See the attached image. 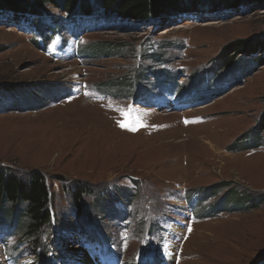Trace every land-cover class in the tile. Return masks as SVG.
Here are the masks:
<instances>
[{"label": "rangeland", "instance_id": "obj_1", "mask_svg": "<svg viewBox=\"0 0 264 264\" xmlns=\"http://www.w3.org/2000/svg\"><path fill=\"white\" fill-rule=\"evenodd\" d=\"M210 1L150 22L84 18L75 29L47 4L60 32H47L46 51L32 26L0 17V170L45 176L56 223L41 234L49 264H118L90 250L89 229L123 264H264V56L226 50L264 43V0L214 13ZM92 42L125 49L77 54ZM218 57L241 62L198 82ZM167 67L177 82L152 74ZM4 216L3 205L0 264L22 237L18 218ZM14 245L13 264L44 261L26 239Z\"/></svg>", "mask_w": 264, "mask_h": 264}, {"label": "trees", "instance_id": "obj_2", "mask_svg": "<svg viewBox=\"0 0 264 264\" xmlns=\"http://www.w3.org/2000/svg\"><path fill=\"white\" fill-rule=\"evenodd\" d=\"M181 1V0H180ZM178 0H0V17L9 16L12 19L24 22L32 26L36 32L37 38L31 39L33 44L43 50H47V45L51 40L52 35H48L47 32L58 34L60 27L58 19L55 17H49V12L45 8L47 4H51L54 8L60 9L64 12L67 22L70 25H77L83 18L94 17L96 21L109 22H150V20L158 19L162 16H174L177 14H191L193 11L197 12L202 10L200 3L195 0H183L188 3V8L178 7L181 2ZM211 5H208L204 10L212 11L214 13L217 8H225L226 10H235L236 5L241 0H212ZM209 8V9H208ZM50 21V24L47 22ZM79 47V46H78ZM125 44H99L88 43L83 45L82 50L77 48V54L90 55H112L119 54L121 50L125 49ZM156 47H153L150 51L151 54L156 55ZM229 50L231 58L233 55H241V60L244 57H251L258 53H263L264 56V43L260 41L237 40L230 44L226 49ZM140 52V51H138ZM139 53L136 57L141 58ZM150 56V55H149ZM262 55H260L261 57ZM154 57V56H152ZM259 57V58H260ZM154 59V58H153ZM239 58L236 60H221L217 58V66H207L201 69L193 77L201 82L207 76L217 73L219 76L227 74L233 66L239 64L241 61ZM237 60L239 62H237ZM261 59H259L260 61ZM220 61V64H219ZM236 61V62H235ZM224 71H219L221 65L227 64ZM159 71H161L159 73ZM155 77L160 78L161 81L167 75L168 84L177 82L175 79V70L166 68L164 70H156L152 72ZM188 76V75H187ZM191 77V75H189ZM189 77H187L189 79ZM86 89L91 90L90 85ZM102 94V93H101ZM264 128V122L262 123ZM79 189H74L72 192V200L76 206V210L80 208V195L77 194ZM87 190V189H86ZM81 192V191H80ZM82 193V192H81ZM229 195V194H228ZM53 194L50 192V186L45 179V176L39 172H33L30 174L27 180H23L19 176L13 173H9L4 169L0 170V207L3 205L6 207V217L18 218V228L22 231L18 238L19 241L25 239L30 243V247L37 254V256H43V262L38 261V264H49L48 256L49 249H45L42 241V231L50 227H56L54 216L52 214V200ZM253 199V198H251ZM80 211V210H79ZM81 212V211H80ZM80 212L78 213L80 215ZM4 219V218H3ZM2 219H0L1 221ZM3 224V223H0ZM87 240L93 246H103V240L101 237L96 236L94 231L89 229L87 231ZM17 240L12 243V249L7 257L12 263H17L20 255L19 245ZM21 243V242H18ZM34 253V254H35ZM35 254V255H36ZM56 258V257H55ZM46 261V262H45ZM157 264V263H153Z\"/></svg>", "mask_w": 264, "mask_h": 264}, {"label": "bare ground", "instance_id": "obj_3", "mask_svg": "<svg viewBox=\"0 0 264 264\" xmlns=\"http://www.w3.org/2000/svg\"><path fill=\"white\" fill-rule=\"evenodd\" d=\"M183 27V26H182ZM176 28V27H175ZM174 28V29H175ZM164 29H166V28H164ZM173 30V29H172ZM171 30H169V29H166V30H164L163 32H161V34H167V33H169ZM225 244V243H224ZM172 251H171V248H168L167 250H166V255L169 257V258H172V253H171Z\"/></svg>", "mask_w": 264, "mask_h": 264}, {"label": "snow or ice", "instance_id": "obj_4", "mask_svg": "<svg viewBox=\"0 0 264 264\" xmlns=\"http://www.w3.org/2000/svg\"><path fill=\"white\" fill-rule=\"evenodd\" d=\"M121 127H125V125H120ZM134 130V129H133Z\"/></svg>", "mask_w": 264, "mask_h": 264}]
</instances>
